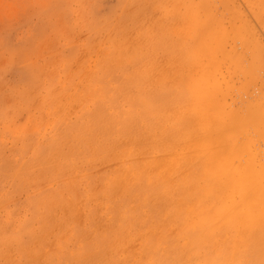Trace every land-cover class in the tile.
I'll use <instances>...</instances> for the list:
<instances>
[{"label":"rangeland","instance_id":"374dc122","mask_svg":"<svg viewBox=\"0 0 264 264\" xmlns=\"http://www.w3.org/2000/svg\"><path fill=\"white\" fill-rule=\"evenodd\" d=\"M187 1L186 6L192 3L200 10L199 53L202 64L216 69L218 105L235 111L264 109V0ZM179 10L177 0H0V264H134L146 237L159 236L157 213L165 200L146 203L139 189L123 190V181L113 184L112 176L122 165L144 163L149 157L146 144L155 143L148 131L138 129L141 125L136 138L109 126L116 114L108 107L107 95L119 98L122 67L106 60L104 65L112 72H104L107 82L101 85L106 93L92 100L85 95L87 102L82 95L94 82L98 53L105 48L113 54L114 46L137 52L135 70L151 64L154 81L168 69L171 86L181 58H186L183 50L171 48L180 39L173 29L182 17ZM221 18L225 24H210ZM208 27L215 30V44L205 43ZM192 34L187 36L192 39ZM84 131L86 136H77ZM244 132L252 137L264 133V128ZM130 146L134 153L127 157L124 150ZM249 149L255 151V144L250 143ZM165 156L166 152H159L154 158ZM110 184L114 187L108 192Z\"/></svg>","mask_w":264,"mask_h":264},{"label":"bare ground","instance_id":"6f19581e","mask_svg":"<svg viewBox=\"0 0 264 264\" xmlns=\"http://www.w3.org/2000/svg\"><path fill=\"white\" fill-rule=\"evenodd\" d=\"M177 1L178 6L181 7V10H179L178 13H180L182 17L180 18V21H176V25H174L173 29L178 33L177 35L180 39L172 42L173 44L171 45V48L178 51L183 50V54L185 53L184 56H186V58H181L180 69L171 81V86H169V80L171 79L168 69L161 74L162 76L158 77L159 79L154 81L150 77L151 73L148 68L152 67L151 64H145V67L135 70L134 64H136L137 61V52H126L121 48L117 50L114 46L113 54H111L110 50L108 51L107 48V50L104 48L100 53H98V58H96V62L93 65L94 68L92 70L94 82L90 84L82 95V97L85 98V102H87L86 96L88 99L92 100L106 93L105 87L101 85V83L107 82L104 72L106 73L107 70L111 72V67L104 65L106 64V60H110L117 68L122 67L123 76L120 74V80L123 85L118 91L119 98H117L113 93L111 95H107V97L110 98L108 107L115 110L114 112L116 114L115 117L111 118L112 120L109 126H111V128H113L116 132H124L128 136L136 135V138L138 135L137 125H141L138 129L141 130L142 127L144 130L148 131V134L153 136L150 137V139L154 138L155 140V143L146 144L149 157L145 161H142L144 163H126L122 165L118 171H114L115 173L112 176V178L114 177L113 184H119L121 181L124 182V186H126V188H123V190L135 191L139 189L140 195L144 196L146 203L159 198L165 200L164 204L160 205V208H158L159 210L157 213L159 220L156 222L159 223V236L157 238H153V235L150 236V234L146 237L140 252L136 255L137 258L134 264H264V133L259 132L254 134L252 137H248V135L244 132V130L248 128H251L253 131L264 128V109H262V107H255L238 109L235 111V109L232 108L223 109L222 106L218 105L220 102L216 96V93L219 92L217 89L218 84L216 83V69L213 70V68L205 66L204 63L202 64L203 61L201 54L199 53L201 45L200 34L197 29H199L198 24H201L198 18L200 10L198 9V6L194 7L192 3L189 6H186V2H188L187 0ZM183 6H185V9H183ZM189 7L191 8L188 9ZM225 23L224 19L221 18L220 20L218 19V21L212 20L210 24ZM189 24H192V28ZM91 25L92 24H90L92 30ZM190 31L193 32L192 39L187 36ZM211 31L214 32L212 35H210ZM208 32L209 33L206 35L207 38L205 41L207 44L215 40L214 28L208 27ZM213 43L215 44V42ZM110 44H112V42ZM169 45L167 44V47H169ZM110 46L113 47L112 45ZM212 47L214 46L212 45ZM70 56L71 55H69V57ZM124 66L127 68L123 69ZM147 81H149L150 84ZM140 83H142V86H140ZM124 94L127 95L125 96ZM235 117L237 118V123H234ZM86 134H88V131H84L77 136L81 138L86 136ZM228 139H232L233 143H229ZM250 143L255 144V151L249 149ZM261 143H263V146H261ZM124 151L125 155L128 157L134 153V146L127 147ZM159 152H166V156L163 160L154 158V155ZM113 160L116 159L114 158ZM56 166L58 167V165ZM35 176L37 177V174ZM22 180H20V182ZM113 184L112 186L111 184L108 186V192L111 191L112 187H114ZM18 186L19 185H17V187ZM63 195L66 197L65 194ZM49 199H51V197ZM75 207L74 209H76ZM151 208L148 209L151 210ZM49 211L51 212V210ZM155 212L157 211H154V213ZM156 218H154L153 221H155ZM150 219L148 220L151 221L153 218L151 220ZM77 223L80 222L78 221ZM144 225L148 231L150 229V227L148 228L149 225L146 222ZM16 241L14 243H16ZM35 248L36 246L33 250H35Z\"/></svg>","mask_w":264,"mask_h":264}]
</instances>
